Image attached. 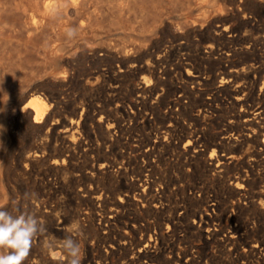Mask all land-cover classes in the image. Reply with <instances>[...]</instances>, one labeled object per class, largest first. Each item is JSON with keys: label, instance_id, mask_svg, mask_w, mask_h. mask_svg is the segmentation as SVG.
I'll return each instance as SVG.
<instances>
[{"label": "rangeland", "instance_id": "obj_1", "mask_svg": "<svg viewBox=\"0 0 264 264\" xmlns=\"http://www.w3.org/2000/svg\"><path fill=\"white\" fill-rule=\"evenodd\" d=\"M18 1L0 0V204L48 228L25 264H55L44 242L72 224L82 264H264V0H110L71 36H29Z\"/></svg>", "mask_w": 264, "mask_h": 264}, {"label": "bare ground", "instance_id": "obj_2", "mask_svg": "<svg viewBox=\"0 0 264 264\" xmlns=\"http://www.w3.org/2000/svg\"><path fill=\"white\" fill-rule=\"evenodd\" d=\"M4 1V0H3ZM110 0H33L30 3H26L24 0L17 2L24 14L27 15L25 23L26 29L29 33L34 34L37 31H41L49 24L50 21H54V29L58 33L68 32L69 29L76 27L78 30H86L89 28H95L96 25H100L101 20L106 15L105 7ZM207 0H199L203 5ZM212 0H210L211 2ZM249 1V0H248ZM16 2V1H15ZM182 2V1H181ZM7 3V2H6ZM124 4L138 6L137 0H119V5L123 8ZM200 4V5H201ZM6 5V4H5ZM199 5V6H200ZM33 6V7H32ZM127 6V5H126ZM205 6V5H203ZM209 6V5H208ZM202 7V6H201ZM33 8V9H32ZM110 9V8H109ZM112 9V8H111ZM150 9V8H149ZM227 9V8H226ZM3 10V5L0 2V15ZM14 10V9H13ZM131 10V9H130ZM109 11V10H108ZM121 11V10H120ZM119 11V12H120ZM123 11V10H122ZM134 11V10H133ZM124 12V11H123ZM121 13V12H120ZM251 13V12H250ZM116 14V13H115ZM128 15V14H127ZM239 15V14H238ZM1 17V16H0ZM124 17V16H123ZM131 18V17H130ZM4 19V18H3ZM111 19V18H110ZM114 20V19H113ZM245 21V20H244ZM108 22V21H107ZM106 22V23H107ZM51 23V22H50ZM103 25V24H102ZM1 26V25H0ZM3 26V25H2ZM22 26V25H21ZM105 26V25H104ZM47 28L49 26H46ZM52 27V26H50ZM103 27V26H102ZM53 29V30H54ZM20 30V29H19ZM22 30V29H21ZM45 30V29H44ZM44 30H42L44 32ZM206 30V29H205ZM41 31V32H42ZM250 32V31H249ZM244 34V33H243ZM64 35V34H63ZM264 37V36H263ZM240 39V38H239ZM185 40V39H184ZM205 40V38H204ZM263 41V40H262ZM238 45V44H237ZM158 47V46H157ZM179 47V46H178ZM182 48V47H181ZM240 48V47H239ZM124 51V50H123ZM240 52V51H239ZM251 55V54H250ZM140 60V59H139ZM148 60V59H147ZM194 60V59H193ZM204 60V59H203ZM220 61V60H219ZM262 62V61H261ZM175 65V64H174ZM254 68V67H253ZM247 70V69H246ZM107 74V73H106ZM190 74V73H189ZM194 75V74H193ZM163 76V75H162ZM227 85V84H226ZM26 100V103L22 106V109L30 106L34 111V120L41 121L49 111L51 102L42 95L40 92H34ZM51 99V98H50ZM31 108V109H32ZM141 108V107H140ZM88 109V108H87ZM133 110V109H132ZM247 115V114H246ZM248 117V116H247ZM132 118V117H131ZM56 121V120H55ZM109 122V121H108ZM189 128V127H188ZM252 135V134H251ZM49 137V136H48ZM92 139V138H91ZM260 140V139H259ZM264 142V136H263ZM236 141V140H235ZM152 145V144H151ZM153 146V145H152ZM148 149V148H147ZM146 149V150H147ZM224 152V151H223ZM225 153V152H224ZM149 155V154H148ZM153 155V154H152ZM155 155V154H154ZM158 155V154H157ZM150 156V155H149ZM156 157V156H155ZM212 157V156H211ZM152 159V158H150ZM150 162V161H149ZM220 162V161H219ZM108 163V162H107ZM124 163V162H122ZM103 165V164H102ZM221 165V164H220ZM125 166V165H124ZM122 166V167H124ZM103 167V166H102ZM119 167V166H118ZM154 167V166H153ZM121 168V167H120ZM127 168V167H126ZM125 168V169H126ZM149 168V167H148ZM119 169V168H118ZM124 169V170H125ZM90 171V170H89ZM94 171V170H93ZM94 173V172H93ZM219 176V175H218ZM187 182V181H186ZM148 184V183H147ZM149 186V185H148ZM81 187V186H80ZM83 187V186H82ZM143 189V188H142ZM199 194V193H198ZM120 196V195H119ZM99 199V198H98ZM163 205V204H162ZM184 210V209H183ZM59 212V211H58ZM91 214V213H90ZM60 215V214H59ZM59 221V220H58ZM194 221V220H193ZM231 229V228H230ZM228 231V230H227ZM245 232V231H244ZM65 235V234H63ZM183 246V245H182ZM230 250V249H229ZM243 255V254H242ZM227 256V255H226ZM256 260V259H255ZM252 262V261H251ZM243 264V263H242Z\"/></svg>", "mask_w": 264, "mask_h": 264}, {"label": "clouds", "instance_id": "obj_3", "mask_svg": "<svg viewBox=\"0 0 264 264\" xmlns=\"http://www.w3.org/2000/svg\"><path fill=\"white\" fill-rule=\"evenodd\" d=\"M69 36L73 30L69 29ZM35 193H25V199H32ZM17 214L8 210L6 205L0 204V264H25L31 255L34 242L42 235L48 234L46 222L33 211L15 209ZM70 234L59 240L53 235L44 242L49 251L50 259L55 264H82L83 252L77 239L82 231L72 224L68 227Z\"/></svg>", "mask_w": 264, "mask_h": 264}]
</instances>
